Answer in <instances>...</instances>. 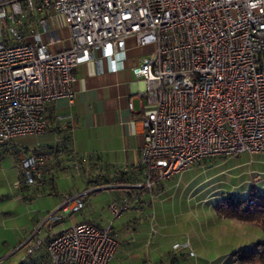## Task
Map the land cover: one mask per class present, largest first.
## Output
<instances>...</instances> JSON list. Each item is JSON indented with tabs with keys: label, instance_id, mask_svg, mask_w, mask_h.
Instances as JSON below:
<instances>
[{
	"label": "built area",
	"instance_id": "2783aa9c",
	"mask_svg": "<svg viewBox=\"0 0 264 264\" xmlns=\"http://www.w3.org/2000/svg\"><path fill=\"white\" fill-rule=\"evenodd\" d=\"M55 15L65 36L51 26ZM129 38L151 51L131 68L148 89L142 179L124 187L151 194L157 182L205 160L264 153V0H0V148L15 144V186H32L63 147H20L16 140L48 130L55 100L73 103L78 64L106 60L109 71L119 69ZM61 42L66 46L55 48ZM72 159L77 172L79 158ZM114 186L62 197L20 245L22 261L44 248L49 264H113L119 242L112 220L53 227L84 209L90 194ZM136 197L113 198L106 214L120 218ZM182 249L194 255L188 241L172 244Z\"/></svg>",
	"mask_w": 264,
	"mask_h": 264
},
{
	"label": "crops",
	"instance_id": "0c3cea01",
	"mask_svg": "<svg viewBox=\"0 0 264 264\" xmlns=\"http://www.w3.org/2000/svg\"><path fill=\"white\" fill-rule=\"evenodd\" d=\"M44 15L46 13L39 14V16ZM51 26L58 31L59 35L65 36L67 34L61 16H52ZM65 46L66 42H61L55 45V48L60 49ZM150 51L151 48L149 46H136L134 41L129 38L125 47L126 56L122 60L119 69L109 71L106 60H102L99 64L85 61L75 67V97L73 103L69 104L67 99L61 98L50 105L48 110L50 127L43 135H39L40 139L35 144L44 147L61 144L60 146L63 147L52 153V156L45 161L41 168L42 179L46 180L45 183L34 186L39 187V190H43L39 191V193L51 191L48 188L49 186L55 190L54 182H47L48 179L54 180L55 178L57 180L55 176H59L61 172L70 173L73 176L75 185L67 193L68 195L64 194L62 197L72 196L90 186L88 181L93 180L89 179V175H86V173L90 172V170H97L95 174L98 173L100 177L102 176L101 179L117 182L113 183L114 187H111L113 191L110 190L111 194L108 196L107 203L113 198L124 194H137V197L131 200V207L125 214L124 221H121L123 231L120 232L115 229L119 234V243L112 261L113 264H196L197 261L201 262V264H210L211 262L212 264H239L233 258V252L237 248L254 243L253 239L246 244L236 245L237 247H228L226 245L227 247L224 248L225 245H223L219 250L212 248L213 244H217L216 242L213 244L208 243L201 249L204 254L199 252L198 258L195 254L194 258L196 257V261L193 263L192 261L188 263L185 259L186 250L166 252L164 239L162 237H147L149 234V226L145 224L147 220H141L142 214L144 216L145 213L149 212V215L157 209L160 212L163 211L161 206L164 204L165 198L160 199L162 191L152 202L148 192L137 191L133 188L128 189L124 187V183L117 181L118 173L121 170H129L137 181L142 179L140 151L143 138L140 121L145 113V99L143 96L148 89V84L142 78L136 76L131 68L141 56ZM58 117H61V120H57ZM70 118L73 120L72 124L70 123ZM14 145V143H10L0 148V159L9 155L10 152L16 159L17 154L16 149L13 147ZM35 145L29 147H34ZM74 156L79 158L81 165L77 172L67 168L73 162L72 158ZM90 156H97V158L94 159ZM15 167L17 166L15 165ZM15 173L17 175V169H15ZM10 178H13L11 179L13 182L16 181V177L13 175ZM10 178L8 177L7 179L9 180ZM34 186L32 188L30 186H25L26 188L13 186V189L16 193L19 191L20 194L26 195L24 198L32 200L33 193L38 192ZM62 197L57 200L55 206L60 204ZM89 199L92 201L97 200L91 194ZM145 209L147 211L143 213L142 210ZM130 218L133 220L127 224ZM100 219L92 220L86 216L80 221L92 220L99 226H105L108 223L105 219ZM229 222L231 221L227 223ZM38 223L39 221L37 220L33 228ZM229 225L232 227L231 224ZM129 226L132 227V230L127 229L130 228ZM150 228H152V225H150ZM184 241H188L192 251V238L189 237L182 242ZM173 257L174 259H172Z\"/></svg>",
	"mask_w": 264,
	"mask_h": 264
},
{
	"label": "rangeland",
	"instance_id": "374dc122",
	"mask_svg": "<svg viewBox=\"0 0 264 264\" xmlns=\"http://www.w3.org/2000/svg\"><path fill=\"white\" fill-rule=\"evenodd\" d=\"M39 139L38 135L20 137L16 143L20 147H29L35 145ZM13 147L15 148V145ZM75 165L71 163L67 168L76 171ZM15 169H17V175ZM66 171L68 172V170ZM96 171L90 170L86 175H89L88 178L92 180ZM41 174L40 172L39 179L30 188L45 183L46 180L42 179ZM11 175L16 177V181L21 176L17 161L10 152L9 155L0 159V264H17L23 260L26 255L25 250L19 247L29 237L34 223L44 218L48 212L55 210L57 200H60L75 185L70 173L61 172L59 176H55L57 180L50 178L47 181L54 182L55 190L49 186L50 193L46 189V192L39 193L43 190L34 186L38 192L33 193L32 200H28L24 198L26 195L20 194L19 191L17 194L14 191L13 186H15L16 181L11 180L13 179L10 178ZM101 177L95 178L96 181H88L89 185L107 183ZM108 183L117 182L109 181ZM17 187L24 188L25 186L19 183ZM110 190L113 191V189L108 188L92 193L91 196L97 200L92 201L89 196L87 206L84 209L72 214L62 224L54 226L53 231L57 232L62 226L72 225L87 216L88 219L92 220L97 218L105 219L108 222L112 220V226L118 236L119 234L115 229L120 232L123 231L121 221H124L127 212L118 219H112L110 215L106 214L104 210L109 199L108 196L111 194ZM161 191L162 197L160 199L165 198L164 204L161 206L163 211L160 212L157 209L148 215L149 212L145 213L146 209L142 210L145 214L144 216L141 215V220H147L145 224L149 226L147 237H162L166 252H172L173 243H181L191 237L192 251L195 253L193 252L194 255L190 257H188L187 252L185 253L184 257L188 263H190L189 261L195 262L196 257H199V252L202 253L201 249L208 243L216 242L217 244H213L212 248L219 250L223 245H225L224 248L240 246L251 239L256 242L263 237L259 225L248 222L240 223L233 219L224 220V217L215 211L214 206L228 197L246 198L250 191L264 193V153L249 154L242 152L232 157L214 158L191 166L172 178L157 182L149 194L152 202ZM164 212L166 214L163 215ZM132 220L130 218L127 224ZM227 220L232 223H227ZM127 229L132 230V227ZM45 231L42 228L40 235L44 234ZM195 254L196 257L194 258ZM22 262L23 264H49L44 248L38 250L34 255L26 257ZM196 264H201V262L197 261Z\"/></svg>",
	"mask_w": 264,
	"mask_h": 264
},
{
	"label": "trees",
	"instance_id": "16d2710c",
	"mask_svg": "<svg viewBox=\"0 0 264 264\" xmlns=\"http://www.w3.org/2000/svg\"><path fill=\"white\" fill-rule=\"evenodd\" d=\"M134 180L129 170H121L118 173L117 181L119 183L128 184L132 183ZM214 209L224 218L234 219L239 222L253 223L260 226L263 237L250 245L236 249L232 256L239 264H264V193H253L250 191L248 196L243 199L239 197H228L219 201L214 206ZM182 250H186L188 253L187 249ZM172 259H174V257Z\"/></svg>",
	"mask_w": 264,
	"mask_h": 264
}]
</instances>
